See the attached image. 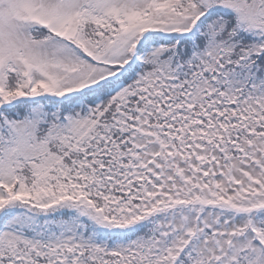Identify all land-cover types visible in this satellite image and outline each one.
<instances>
[{
	"label": "snow or ice",
	"instance_id": "1",
	"mask_svg": "<svg viewBox=\"0 0 264 264\" xmlns=\"http://www.w3.org/2000/svg\"><path fill=\"white\" fill-rule=\"evenodd\" d=\"M0 264H264V0H0Z\"/></svg>",
	"mask_w": 264,
	"mask_h": 264
}]
</instances>
